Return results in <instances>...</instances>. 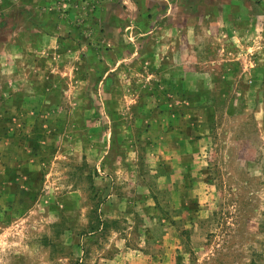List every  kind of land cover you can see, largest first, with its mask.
<instances>
[{
  "label": "rangeland",
  "instance_id": "1",
  "mask_svg": "<svg viewBox=\"0 0 264 264\" xmlns=\"http://www.w3.org/2000/svg\"><path fill=\"white\" fill-rule=\"evenodd\" d=\"M0 264H264V0H0Z\"/></svg>",
  "mask_w": 264,
  "mask_h": 264
}]
</instances>
